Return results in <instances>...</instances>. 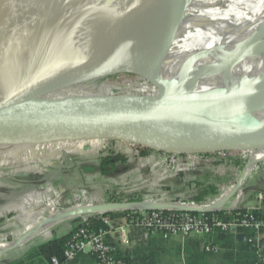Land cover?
<instances>
[{
    "label": "water",
    "instance_id": "1",
    "mask_svg": "<svg viewBox=\"0 0 264 264\" xmlns=\"http://www.w3.org/2000/svg\"><path fill=\"white\" fill-rule=\"evenodd\" d=\"M171 1L122 0L109 8L102 19L82 23L78 28L66 32L55 43L45 46L42 52L57 47L50 78L44 79V66L40 65L38 60L41 53L39 52L32 70L30 69L29 84L16 90L0 92V146H39L72 140H107L172 156L189 155L194 158H214L222 153L246 155L250 158L264 152V106L261 105V102L264 103L263 99L252 101L248 96L238 94V98H234V94L220 92H208L179 101L164 98L158 78L161 70L163 71L171 60L172 41L167 24L163 22L166 7ZM58 16L74 18L73 14L69 16L64 11ZM178 16L182 19L183 13ZM152 23L156 28L155 34L152 33L155 39L153 38L151 44L148 40L143 42L138 48V55L141 57L142 54H150L148 62L152 61V73L147 74L131 63L119 65L120 52L134 40L146 36L147 28ZM57 25L50 22L35 28L27 38V44ZM246 35L236 42H243ZM254 46H258V40L252 38L242 53L236 54L233 59V54L223 55L213 67L215 70L212 74L217 75L220 81H228L236 90L235 94L242 90L240 62L246 56L254 54ZM126 55L129 56L128 53ZM261 66L263 73L260 79L264 80V65ZM118 75L137 76L151 85L156 94L147 96L113 93L105 97H88L86 101L67 97L65 100L70 101L72 106L67 107L66 112H54L53 109L58 107L47 104L42 99L69 87ZM259 84L257 81L252 88L258 87ZM229 104L256 111V117L223 124L199 118L206 107ZM21 106H27L29 112L34 115L19 117V114L14 112ZM247 163L248 161L243 168L241 180L211 204L188 208L171 202L146 200L107 205L101 203L92 207L86 206L89 210L81 214L101 215L147 207L197 214L220 210L241 189ZM79 221L77 219L74 222ZM235 239L237 242H244L245 235L237 234Z\"/></svg>",
    "mask_w": 264,
    "mask_h": 264
},
{
    "label": "bare ground",
    "instance_id": "2",
    "mask_svg": "<svg viewBox=\"0 0 264 264\" xmlns=\"http://www.w3.org/2000/svg\"><path fill=\"white\" fill-rule=\"evenodd\" d=\"M120 1L122 0H0V92L7 91L6 87L10 84H21L22 87L29 84L30 69L32 70L39 52L38 60L44 66V79H49L57 47L48 52L41 50L82 23L102 19L108 9ZM61 11L69 16L73 14L74 18L58 16ZM180 13H183L182 19L178 16ZM50 22L58 25L27 44V38L35 28ZM163 22L169 29L172 45L171 60L161 70L162 73L195 78L190 83H185V89L189 93L222 90V93L234 94V98H238L240 94L239 96H248L252 101L264 100V80L260 79L263 73L261 65H264V0H172L166 7ZM147 30L146 36L134 40L120 52L119 65L131 63L140 70L152 72V61L148 62L150 54H142V57L138 55V48L143 42L148 40L151 44L153 38L155 39V24H150ZM245 34V40L237 43ZM252 38L258 40V46H254L256 53L246 56L240 62L242 90L235 94L236 90L228 81H220L217 75L212 74L215 70L213 67L223 55L233 54V59L236 54L242 53ZM257 81L259 86L252 88ZM175 90L179 92L180 87ZM150 95L154 96L153 93ZM261 105L264 106V103L261 102ZM249 112L254 111L234 104L212 105L204 108L199 118L223 124L236 122L226 118ZM14 113L25 118L34 115L27 106L19 107ZM263 161L264 152L250 157L244 178L257 163ZM87 210L89 207L80 206L65 213L56 212L42 226L47 228L62 217H75ZM27 237L28 235L24 239ZM19 242L20 240L6 245L0 244V252L9 250L13 244Z\"/></svg>",
    "mask_w": 264,
    "mask_h": 264
},
{
    "label": "rangeland",
    "instance_id": "3",
    "mask_svg": "<svg viewBox=\"0 0 264 264\" xmlns=\"http://www.w3.org/2000/svg\"><path fill=\"white\" fill-rule=\"evenodd\" d=\"M164 76V73L160 72L158 80ZM116 82L138 85L142 84L143 80L132 75L101 79L63 89L42 99L47 104L58 107L53 109L54 112H66L67 107L72 106L70 101L65 100L67 97L86 101L88 97H105L115 92L135 93L129 86L114 85ZM184 82L188 84L191 80L185 79ZM19 88H22L21 84H10L6 90ZM176 88L178 87L173 89L174 93L181 92V88L179 92ZM213 92L222 93V90ZM255 117L254 112H249L246 119ZM127 148L130 147L107 140H72L39 146H0V244L6 245L20 240L13 248L0 253V261L2 262V256L8 258L10 254L16 257L22 253L15 250L16 248L26 249L48 239L54 224L47 228L42 224L56 212L65 213L80 206L86 207L85 199L107 205L114 204L118 197L127 199L131 195H137L149 202H173L176 194L163 190V187L173 189L175 185V178L171 173L173 171L165 159L153 155L135 162ZM111 152L115 156L119 155L124 161L115 163L114 170L108 176L101 177L98 173L99 157L105 159ZM248 159L249 157H245L246 162ZM259 164L242 180L243 194L239 197L237 205L251 206L252 200L249 198L257 188L254 171ZM231 169L235 167L231 165ZM242 173L243 171L240 174L233 171L234 181L231 186L241 180ZM261 185L264 186V182ZM83 215L85 214L72 218L62 217L54 223L71 226ZM36 219L38 220L35 222ZM62 233L61 228L56 237ZM26 235L28 237L24 239Z\"/></svg>",
    "mask_w": 264,
    "mask_h": 264
},
{
    "label": "trees",
    "instance_id": "4",
    "mask_svg": "<svg viewBox=\"0 0 264 264\" xmlns=\"http://www.w3.org/2000/svg\"><path fill=\"white\" fill-rule=\"evenodd\" d=\"M143 72L147 74L152 73L151 71ZM164 75V78L158 80V84L162 88L164 92V98L166 99L187 100L200 94H204V92L189 93L186 91L184 82L185 79H190L192 81L195 80V78L172 73H164ZM121 76L123 75L112 76L105 79H114ZM114 85L118 87L129 86L130 89L134 90L135 93H138L139 95H148L151 93L156 94L155 89L145 81L138 85H133L131 82H116ZM174 87H180L181 92L174 93ZM132 92L133 91H131V93ZM247 116L248 113H243L226 118V120L238 121L240 118V121L246 119ZM129 147L130 148H127V150L135 162L139 161L140 159L152 157L153 155L163 157L173 171L171 173L175 178V185H173V189L163 187V190L171 194H179L191 190L192 194L188 193L190 196V201L197 206H204L209 203L216 202L224 194L223 192L233 183V171H235L237 174H240L243 171L246 163L245 157H247L246 155H229L222 153L215 156L214 158L206 156L194 158L189 155L172 156L167 153L163 154L153 152L149 149L136 146ZM132 150L135 151V153H133ZM110 154L111 155L105 159H103L101 156L99 157L98 173L101 177L108 176L109 173L114 170L115 163L124 161V159L119 155L115 156L113 152ZM171 159L174 160L173 164L170 162ZM231 165L234 166L235 169H231ZM253 169L254 167L250 170L249 174ZM254 173L255 185L257 188L253 191V196L249 198L252 201L257 194L264 193V186L261 185V183L264 182V163H260L256 167V171H254ZM142 201H144V199L141 196L131 195L127 199L118 197L116 200H114V203H136ZM245 212V206L241 205L239 208L232 210L229 213L221 212L217 213L216 216H218L223 221H229L236 213L243 214ZM252 213L256 218L264 221V202L261 203L259 209L252 211ZM191 214L195 215L197 213ZM131 216L132 213L129 211H115L107 212L97 216H87L86 221H79L76 223L72 227L69 234L59 238H53L32 248L24 256V258L14 262L13 264H51L52 259H56L60 264H63L65 262L63 258V251L70 239L72 232L75 231L76 228L85 227L90 230H108L109 226L103 223L104 218H110V220L122 218L128 223ZM130 228L132 233H134L139 239V242L131 249L119 246L116 247L114 252L115 258L120 259L124 262V264H133L134 261H136L138 264H158L157 252H162L163 250L160 249H163V247L166 246L167 242L171 239L164 240L160 235L157 234L158 240L156 242H150L151 240H148L149 238L145 240L142 238L143 230L133 226ZM241 231L239 233L244 234L246 238L253 235L252 232L244 230ZM235 237L236 235L231 232L216 231L213 235L207 237H189V239L187 238V240H185L182 246L178 243L175 245V248L178 253H183L185 264H210L215 261L220 262V264H256L258 259L256 257L254 248L246 241L237 242ZM105 241L108 244H113L111 241H109L107 236ZM208 244L218 246L220 248V252L217 254L207 253L204 250V246ZM91 256L98 264L96 258L93 255Z\"/></svg>",
    "mask_w": 264,
    "mask_h": 264
},
{
    "label": "built area",
    "instance_id": "5",
    "mask_svg": "<svg viewBox=\"0 0 264 264\" xmlns=\"http://www.w3.org/2000/svg\"><path fill=\"white\" fill-rule=\"evenodd\" d=\"M124 93H131V91ZM170 162L173 164L174 160L171 159ZM228 191L229 189L226 192ZM241 194H243L242 189L238 190L220 210L210 213L194 215L152 207L129 210L132 216L127 224L143 230L144 239L153 234H158L162 239L167 240L171 238L207 237L213 235L216 231L231 232L235 235L241 234L239 233L241 230L252 232L253 235L248 238L245 237V241L255 250L258 259L256 264H264V221L256 218L252 213V211L259 209L261 203L264 202V193H259L254 197L251 206L245 207V213H236L229 221H223L216 216L217 213H229L239 208L240 205H237V202ZM232 199H235L233 203L231 202ZM171 203L180 207H198L190 201V196L187 192L177 194L175 200ZM85 204L92 207L100 203L85 199ZM103 223L109 226L107 218L103 219ZM107 235L108 230H90L85 227L76 228L63 251L64 261L70 262L79 254H91L96 258L98 264H124L123 261L115 258V248L106 243L105 238ZM204 250L207 253L214 254L220 252L218 246L211 244L204 246ZM51 264L60 263L58 260L52 259Z\"/></svg>",
    "mask_w": 264,
    "mask_h": 264
},
{
    "label": "crops",
    "instance_id": "6",
    "mask_svg": "<svg viewBox=\"0 0 264 264\" xmlns=\"http://www.w3.org/2000/svg\"><path fill=\"white\" fill-rule=\"evenodd\" d=\"M187 193H192L191 190L186 191ZM252 203V201H251ZM250 203V204H251ZM17 204V203H16ZM246 208L248 207L247 205H244ZM34 208V207H33ZM87 216H97V215H93V214H85L82 217L79 218V220H85L86 221V217ZM74 217V216H73ZM16 218V217H15ZM14 218V219H15ZM72 218V217H70ZM108 222H109V227H108V239L109 241H111L113 244L111 246H113L114 248L116 247H123V248H133L137 245V243L139 242V239L137 238V236L132 233L131 231V226L127 224V222L120 218H116L113 220H110V218H107ZM38 219L35 220V222ZM47 220V219H46ZM11 221V220H10ZM44 223V222H43ZM54 227L52 232L49 234V238L38 243L37 245H32L29 248L26 249H22V248H16L15 250L21 251L22 253H19V255H17L16 257H12V255H8L6 258L5 256H2V262L0 261V264H13L16 261H19L20 259L24 258V256L34 247L49 241L53 238H59L62 236H65L67 234H69V232L71 231L72 227L76 224V222H73V224L64 226L62 224H55L53 223ZM50 227V226H49ZM63 229V233L60 236L56 237L57 232H59L60 229ZM27 231V230H26ZM48 235V234H46ZM53 236V237H52ZM143 238V237H142ZM148 240H151L150 242H156L158 240V235L157 234H153L151 236L148 237ZM144 239V238H143ZM189 239V238H188ZM145 240V239H144ZM185 240H187V238L183 239V238H171V240H169L166 244V246L163 247L162 252L158 251V259L157 262L158 264H185L184 263V259H183V253H178L176 248H174L173 246H175L176 244H181V246L183 245V243L185 242ZM13 250V251H15ZM12 251V252H13ZM219 253V252H218ZM214 254V253H213ZM217 254V253H216ZM63 264H97L95 262V260L92 258L91 255L89 254H79L77 255L72 261L70 262H64ZM133 264H138L136 261L133 262ZM140 264V263H139ZM210 264H220V262H213Z\"/></svg>",
    "mask_w": 264,
    "mask_h": 264
}]
</instances>
